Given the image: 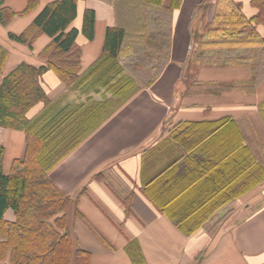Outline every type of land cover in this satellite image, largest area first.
Here are the masks:
<instances>
[{
	"label": "crops",
	"instance_id": "1",
	"mask_svg": "<svg viewBox=\"0 0 264 264\" xmlns=\"http://www.w3.org/2000/svg\"><path fill=\"white\" fill-rule=\"evenodd\" d=\"M29 1L2 0L0 85L21 64L37 69L47 66L42 52L51 46L52 37L42 33L31 46L10 38V34L20 36L29 29L54 0H31L36 6L22 14ZM234 1L241 4L246 17L257 13L251 0ZM202 2L181 0L173 9L168 59L154 82L147 87L139 82L141 87L49 172L52 182L70 199L68 227L80 249L89 254L90 264H264V180L246 193L220 202L189 233L177 226L175 218L180 219L176 214L186 209V196L198 188L182 198L183 206H176V212L162 206L164 195L180 191L182 184L175 180L179 179L176 173L191 170L193 176L207 170L210 173L200 188H227V174L225 183H213L214 176L223 173L222 160L229 155L227 151L220 158L215 156L220 144L229 143L226 127L231 125L242 138L241 145H248L258 162L264 152V51H253L260 64L258 79L249 66L211 65L196 59L192 32L200 27L203 12H196V8ZM173 3L162 2L166 8ZM215 4L216 0H210L205 15L208 22L214 16ZM87 9L93 10L96 18L92 40L81 31ZM121 16L128 17V6H116L111 0L77 1L70 28L78 30L82 71L101 55L107 27L120 26L127 35L133 33L119 21ZM256 30L264 37V25ZM119 63L128 74V54L119 58ZM39 82L51 101L61 99L64 104L79 97L78 92L65 89L53 69L48 68ZM70 94L74 98L65 101ZM42 108V103L36 104L27 118ZM199 125L208 130L193 132ZM185 128L190 129L187 136L183 135ZM202 133L205 136H200ZM210 138L192 155L190 149L197 141ZM0 146L4 149L2 170L8 174L14 160L24 158L25 132L0 126ZM211 160L221 162L216 163L215 171H211ZM4 219L15 221L13 211L7 210ZM0 264H11L9 251Z\"/></svg>",
	"mask_w": 264,
	"mask_h": 264
},
{
	"label": "trees",
	"instance_id": "2",
	"mask_svg": "<svg viewBox=\"0 0 264 264\" xmlns=\"http://www.w3.org/2000/svg\"><path fill=\"white\" fill-rule=\"evenodd\" d=\"M77 1L54 0L42 9L24 33L10 34L11 39L31 46L44 33L52 37V44L42 52L46 67L37 69L21 64L0 85V126L26 134L24 158L14 160L8 174L2 170L4 149L0 146V262L9 251L11 264H90L89 254L80 249L68 227L66 214L70 199L52 182L49 172L140 88V83L147 87L159 76L169 55L171 15L181 2L174 0L173 5L166 8L163 0H111L116 6L130 8L128 16L130 19L135 14L136 26L129 29L133 32L131 35H127L123 27H107L101 55L82 71L81 51L76 43L78 30L70 28L76 17ZM209 3L210 0H203L196 8V12H203L200 28L192 32L197 44L196 59L211 65L251 66L260 74V64L252 53L255 49L260 53L264 51V37L256 30L258 25H264V0H251L257 13L249 18L242 13L240 3L216 0L210 22L205 17ZM1 5L2 0L0 20L3 21ZM35 6L36 2L30 0L22 14ZM95 20L93 10L84 11L81 31L89 40L93 38ZM126 54L134 59L133 64L128 63V74L126 67L119 63V58ZM48 68L54 70L66 90L79 93L76 101L61 104V99L47 98L39 78ZM144 70L149 71L146 78L140 75ZM92 93L99 94L100 98H93ZM38 103L43 104L42 110L27 118L28 111ZM261 105L264 106V101ZM183 132L187 136L190 129L185 128ZM228 137L227 146L220 144L215 156L220 158L227 151H237L230 162L223 164V173L216 174L213 183L221 180L225 183L224 174L231 178L235 167H240L248 170L244 186L234 191L224 188V194L205 212L180 222L184 218L183 210L198 206L216 188H198L186 196V209L176 214L180 219L172 216L179 220L177 226L182 231H193L220 202L246 193L264 180V158L258 162L249 146L241 145L234 129ZM173 193L174 190L169 191ZM29 194L34 197H28ZM9 209L15 215L13 222L4 219Z\"/></svg>",
	"mask_w": 264,
	"mask_h": 264
},
{
	"label": "rangeland",
	"instance_id": "3",
	"mask_svg": "<svg viewBox=\"0 0 264 264\" xmlns=\"http://www.w3.org/2000/svg\"><path fill=\"white\" fill-rule=\"evenodd\" d=\"M128 10H130V8H128ZM119 12V11H118ZM134 15H132V17L129 19V16H121L120 17V22L122 24L128 25V29H133L134 26H136V23H134L133 21H136V18L134 17ZM127 17V18H126ZM128 22V24H126V22ZM137 22V21H136ZM131 23V24H130ZM201 24V22H198ZM200 27H198L197 29H199ZM197 49V47H196ZM252 51V50H251ZM253 54V53H252ZM156 56V55H155ZM213 58H215V56L213 55ZM134 59L131 58V56H128V63L133 64ZM221 62L223 60H220ZM154 63H156L154 61ZM246 66V65H243ZM228 67H236V66H230L228 65ZM241 67V66H238ZM248 67V66H247ZM251 67V66H249ZM253 69V68H252ZM257 70L256 68H254V74H255V78H257ZM140 75L142 78H146L149 76V71L144 70L143 72H140ZM259 76V74H258ZM140 77V78H141ZM99 94H95V96H93V98H99ZM74 97L71 96H67L65 101H70L72 100ZM85 98V97H84ZM64 101V100H63ZM63 104V103H62ZM217 127H215L214 129L209 130V133L214 131ZM233 128L231 126H228L224 129V131L226 132H230V130H232ZM208 129H206V126L204 125H199L197 126L196 129L193 130V132H201V131H207ZM218 135V134H217ZM216 136V135H214ZM212 136V138L214 137ZM210 139H205V140H199L195 143V145L190 149V151H192V155H196L199 150H201L202 148H204V146H206L209 142ZM237 151V149H235L233 152L229 153V155H227L225 157L223 161V164L230 162L231 158L234 156V153ZM264 158V152L261 154V159ZM216 163H221L219 161H215V160H211V162L209 163L212 164L213 169L211 171H215L217 166ZM206 166V165H205ZM204 166V167H205ZM193 170V169H192ZM191 170H188L185 173H176L179 176V179H175V180H179V184L182 186L178 189V193L174 194V195H164V198L166 200V202L162 205L163 207H165L166 210L171 211L172 213L176 212V210L174 208H178V207H182V198L184 196H186L187 194H189L190 192L194 191L196 188H200L201 186H203L207 180V175H209L210 171L204 170V171H198L196 174H194L193 176L191 172ZM234 175L230 178H228L227 180V189L225 188L226 191L230 190V191H234L237 188L240 189L242 188V186H244V177L246 176V174L248 173L247 169H242L240 167H235V171H234ZM206 173V174H205ZM191 176V177H190ZM171 188H165V190H170ZM224 194V188H216V190L214 191L213 194H211L208 198H206L204 201H202L197 207L194 208H190V210L184 211L182 213L184 218L180 220V222H184L187 221L193 217H195L197 214H199L200 212H202V210H204L209 204H211L213 201L217 200L220 196H222ZM28 197H34V195H28ZM163 198V197H162ZM161 199V198H160ZM181 201V202H180ZM178 206V207H176ZM208 212V211H207ZM185 224V223H184ZM183 224V225H184ZM186 227V225H184ZM189 230L191 228H188Z\"/></svg>",
	"mask_w": 264,
	"mask_h": 264
}]
</instances>
